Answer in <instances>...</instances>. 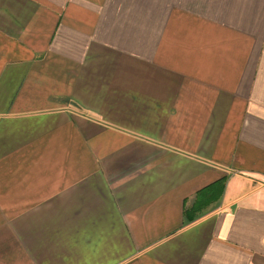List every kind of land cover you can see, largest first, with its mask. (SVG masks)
Returning a JSON list of instances; mask_svg holds the SVG:
<instances>
[{
	"label": "crops",
	"instance_id": "0c3cea01",
	"mask_svg": "<svg viewBox=\"0 0 264 264\" xmlns=\"http://www.w3.org/2000/svg\"><path fill=\"white\" fill-rule=\"evenodd\" d=\"M0 264H264V0H0Z\"/></svg>",
	"mask_w": 264,
	"mask_h": 264
}]
</instances>
